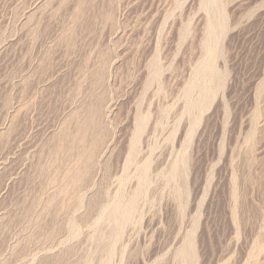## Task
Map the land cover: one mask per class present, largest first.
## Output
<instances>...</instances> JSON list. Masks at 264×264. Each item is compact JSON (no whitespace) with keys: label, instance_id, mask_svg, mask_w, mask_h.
Returning a JSON list of instances; mask_svg holds the SVG:
<instances>
[{"label":"rangeland","instance_id":"1","mask_svg":"<svg viewBox=\"0 0 264 264\" xmlns=\"http://www.w3.org/2000/svg\"><path fill=\"white\" fill-rule=\"evenodd\" d=\"M0 264H264V0H0Z\"/></svg>","mask_w":264,"mask_h":264}]
</instances>
